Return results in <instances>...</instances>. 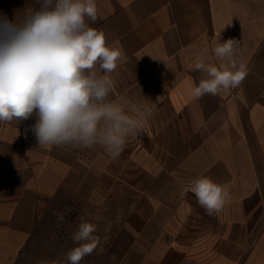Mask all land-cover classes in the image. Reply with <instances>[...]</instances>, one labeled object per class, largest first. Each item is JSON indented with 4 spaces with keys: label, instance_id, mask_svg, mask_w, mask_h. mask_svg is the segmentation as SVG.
I'll return each instance as SVG.
<instances>
[{
    "label": "crops",
    "instance_id": "0c3cea01",
    "mask_svg": "<svg viewBox=\"0 0 264 264\" xmlns=\"http://www.w3.org/2000/svg\"><path fill=\"white\" fill-rule=\"evenodd\" d=\"M16 0L0 16L22 19ZM106 43L122 51L109 99L144 115L117 159L103 148L40 147L37 117L0 123V264L63 259L78 224L99 247L80 264H264V0H95ZM240 41L248 73L226 94L197 99L190 69ZM103 74V73H99ZM226 185L208 215L188 186ZM134 206V207H133ZM63 214V220H58Z\"/></svg>",
    "mask_w": 264,
    "mask_h": 264
},
{
    "label": "clouds",
    "instance_id": "9594fccd",
    "mask_svg": "<svg viewBox=\"0 0 264 264\" xmlns=\"http://www.w3.org/2000/svg\"><path fill=\"white\" fill-rule=\"evenodd\" d=\"M23 18L0 16V123L27 120L40 147L103 148L119 158L130 137L142 129L141 108L125 109L110 100L114 87L108 74L122 58L120 49L106 43L102 31L90 27L97 20L95 0H35ZM240 41L228 39L212 49L216 66L208 62V49L190 69L206 74L189 94H226L241 85L248 68L238 59ZM99 73H103L102 75ZM198 204L210 216L220 213L230 197L226 185L208 177L190 183ZM134 207V206H133ZM63 220V214H58ZM97 224L81 221L72 233L74 244L63 259L39 264H80L96 250L101 237Z\"/></svg>",
    "mask_w": 264,
    "mask_h": 264
},
{
    "label": "rangeland",
    "instance_id": "374dc122",
    "mask_svg": "<svg viewBox=\"0 0 264 264\" xmlns=\"http://www.w3.org/2000/svg\"><path fill=\"white\" fill-rule=\"evenodd\" d=\"M1 2H4L5 5H7L8 2H10V0H1ZM15 3H16V6L22 7L24 9L30 6L33 8L38 7V5L35 3V0H16Z\"/></svg>",
    "mask_w": 264,
    "mask_h": 264
}]
</instances>
